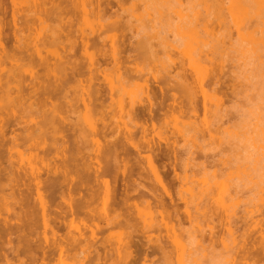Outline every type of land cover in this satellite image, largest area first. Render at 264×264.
Instances as JSON below:
<instances>
[{
    "label": "rangeland",
    "instance_id": "rangeland-1",
    "mask_svg": "<svg viewBox=\"0 0 264 264\" xmlns=\"http://www.w3.org/2000/svg\"><path fill=\"white\" fill-rule=\"evenodd\" d=\"M65 1L0 0V264L31 262V252L40 262L43 248L49 264H95L98 253L119 261L133 239L165 245L148 264H264V0ZM114 50L136 60L121 68ZM76 63L83 73L73 78ZM182 65L192 89L175 92ZM165 75L166 103L173 93L184 105L195 98L196 114L190 104L183 115L170 110L143 136L130 115L150 120L146 86L160 101L154 77ZM144 138L156 144L174 204L153 180Z\"/></svg>",
    "mask_w": 264,
    "mask_h": 264
},
{
    "label": "bare ground",
    "instance_id": "bare-ground-1",
    "mask_svg": "<svg viewBox=\"0 0 264 264\" xmlns=\"http://www.w3.org/2000/svg\"><path fill=\"white\" fill-rule=\"evenodd\" d=\"M4 1V0H3ZM56 1V0H55ZM58 1V0H57ZM67 1V0H66ZM65 1V2H66ZM105 1V0H104ZM124 1V0H123ZM42 2V1H41ZM109 2H110V0H109ZM43 3H45V2H43ZM42 3V4H43ZM60 3H62V4H64V2H60ZM101 3H102V1L100 0V2H99V7H101ZM104 3V2H103ZM102 3V4H103ZM228 3V2H227ZM5 4V3H4ZM52 4V3H51ZM53 4H54V2H53ZM55 4H56V2H55ZM67 4V3H66ZM110 4H111V2H110ZM217 5V4H216ZM45 6V5H44ZM53 6V5H52ZM55 6V5H54ZM53 6V7H54ZM58 6V5H57ZM56 6V7H57ZM105 6V5H104ZM59 7L60 6H58V9H59ZM68 7H69V5H68ZM213 7V6H212ZM56 9V8H55ZM155 9V8H154ZM68 10V9H67ZM70 11H71V9H69ZM100 10V12L101 11H104V9H102V8H100L99 9ZM75 11V10H74ZM216 11V10H215ZM5 12V11H4ZM99 12V11H98ZM0 13H1V11H0ZM28 13V12H27ZM26 13V14H27ZM69 13V12H68ZM73 13V12H72ZM80 13V12H79ZM79 13H78V15H79ZM102 13V12H101ZM56 14V13H55ZM172 14V13H171ZM4 15V14H3ZM3 15H2V17H3ZM25 15V14H24ZM99 15H100V13H99ZM102 15V14H101ZM100 15V16H101ZM5 16V15H4ZM8 16H10V15H8ZM107 16V15H106ZM0 17H1V15H0ZM64 17V16H63ZM22 18V17H21ZM32 18V17H31ZM28 19V18H27ZM80 19V18H79ZM8 20V19H7ZM6 20V21H7ZM24 20V19H23ZM23 20H22V22H23ZM32 20V19H31ZM74 20V19H73ZM73 20L72 19H70L69 21H68V23H70V24H72L73 23ZM1 21V20H0ZM21 21V20H20ZM24 21H26V20H24ZM106 21V20H105ZM28 22V21H27ZM107 22V21H106ZM9 23H10V21H9ZM12 23V22H11ZM75 23V22H74ZM121 23V22H120ZM22 24V23H21ZM26 24V23H25ZM108 24V23H107ZM115 25H118V23H114ZM121 25H123V24H121ZM30 26V25H29ZM66 26V25H65ZM72 26V25H71ZM75 26V25H74ZM105 26V25H104ZM11 27V26H10ZM72 28V27H71ZM106 28V27H105ZM23 29H25V28H23ZM57 31V30H56ZM107 31V30H106ZM4 32V31H3ZM20 32V31H19ZM103 33V32H102ZM58 34V33H57ZM18 35V34H17ZM20 35V34H19ZM22 35H23V33H22ZM126 35V34H125ZM50 36V35H49ZM54 36V35H53ZM94 36H96V35H94ZM143 36V35H142ZM10 37H11V35H10ZM89 37V36H88ZM92 37V36H91ZM113 37V36H112ZM144 37V36H143ZM6 38V37H5ZM35 38V37H34ZM99 38V37H98ZM110 38V37H109ZM145 38V37H144ZM12 39V38H11ZM77 39V38H76ZM124 39H125V37H124ZM135 39V38H134ZM77 40H79V38L77 39ZM114 40V39H113ZM112 40V42H114ZM126 40V39H125ZM21 41V40H20ZM53 41H54V38H53ZM96 41H97V39H96ZM105 41H106V39H105ZM124 41V40H123ZM25 42V41H24ZM50 42V41H49ZM57 42V41H56ZM79 42V41H78ZM111 42V41H110ZM111 42V43H112ZM116 42V41H115ZM125 42V41H124ZM150 42V41H149ZM82 43H83V45H86V46H89L90 45V40H89V38L88 39H82ZM96 43H98L99 44V42H95V39H94V41H93V43H92V45L91 46H94ZM138 43H140V42H138ZM152 43V42H151ZM79 44H80V42H79ZM94 44V45H93ZM97 44V45H98ZM147 44H148V42H147ZM64 45V44H63ZM120 45H121V43H120ZM69 46V45H68ZM90 46V47H91ZM149 46V45H148ZM153 46V45H152ZM79 47H80V45H79ZM112 47V46H111ZM132 47H135V45L134 46H132ZM126 48V47H125ZM124 48H122V50H123ZM138 49V48H137ZM112 50V49H111ZM121 50V51H122ZM127 50V49H126ZM129 50V49H128ZM134 51H130V53L131 52H135L136 51V48H134L133 49ZM149 50V48L147 49V51ZM24 51V50H23ZM140 51V50H139ZM154 51V50H153ZM152 51V49H151V52H153ZM22 52V51H21ZM38 52V54L40 55V52L39 51H37ZM66 52V51H65ZM8 53H9V51H8ZM8 53H7V51H6V54H5V56H6V60L9 58H7V55H8ZM23 53V52H22ZM26 53V52H25ZM77 53V51L75 52V54ZM122 53L124 54V53H126V51L124 52V51H122V52H119V51H117V50H114V52H113V56H114V58H115V61L117 62V64L122 68L123 66H124V64L125 63H127L128 61H133V59L135 58V60H136V56H134V55H128V56H126V58H124V59H126L127 60V62H125L124 63V61L125 60H122L123 59V55H122ZM138 53V52H137ZM136 53V54H137ZM145 53H146V51H145ZM209 53V52H208ZM208 53H204L203 54V56L205 55L206 57H208L209 58V56L208 55H210V54H208ZM74 54V53H73ZM74 54V55H75ZM109 54V53H108ZM132 54V53H131ZM135 54V55H136ZM60 55V54H59ZM138 55H139V53H138ZM34 56V55H33ZM68 55H66L65 56V58L67 57ZM141 56V55H140ZM261 56V55H260ZM16 57V56H15ZM46 57V56H45ZM62 57V56H61ZM60 57V58H61ZM64 57V56H63ZM108 57V56H107ZM142 57V56H141ZM155 57V56H154ZM14 58V57H13ZM28 58V57H27ZM64 58V59H65ZM68 58V57H67ZM76 58H78L77 56H76ZM82 58V57H81ZM139 58V57H138ZM137 58V59H138ZM149 58V57H148ZM3 59V58H2ZM45 59V58H44ZM145 59H146V57H145ZM186 59V58H185ZM25 60V59H24ZM46 60H47V58H46ZM56 60V59H55ZM54 60V61H55ZM73 60H75V59H73ZM102 60V59H101ZM182 60H184V59H182ZM67 61H68V59H67ZM69 61H70V58H69ZM102 61H104V60H102ZM185 61V60H184ZM48 62V61H47ZM76 62V61H75ZM108 62V61H107ZM186 62V61H185ZM2 63V62H1ZM58 63H59V61H58ZM60 63H61V61H60ZM62 63H65V60L64 61H62ZM67 64H69L70 65V62H66ZM66 63H65V65H66ZM74 63V62H73ZM129 63V62H128ZM184 63V62H183ZM48 64V63H47ZM56 64V63H55ZM71 64H72V61H71ZM82 64H84V63H82ZM81 64V65H82ZM104 64V63H103ZM49 65V64H48ZM63 65V64H62ZM80 65V63L79 64H75V65H71V69L70 68H68L67 70H72V72L70 73V74H72V77L74 78L75 76L76 77H79V76H81V73H83V72H81L80 73V71H79V66H81ZM94 62H91V64H90V70L91 71H93L94 70ZM126 65V64H125ZM47 66V65H46ZM64 66V65H63ZM63 66L62 67H60L59 66V72H61V71H63V74H64V70L65 69H62L63 68ZM67 66V65H66ZM184 65H182L181 67H180V71H181V73L178 71V74L176 73L175 74V79H176V77H177V80H174L175 82H174V84L176 83V81L178 82V83H176L175 85L176 86H178V88L175 86V85H171L170 86V88L169 89H171L172 88V90H174V88H175V92H177V90H178V92H179V88H180V90H181V87L180 86H186V88L187 87H189L190 85L188 84V81H189V79L188 78H191L189 75H188V72H187V69H185L184 67H183ZM48 67V66H47ZM70 67V66H69ZM88 67V66H87ZM126 67V69H128V67L127 66H125ZM65 68V67H64ZM67 68V67H66ZM81 68V67H80ZM83 68V67H82ZM81 68V69H82ZM146 68V67H145ZM60 69H62L61 71H60ZM88 69V68H87ZM191 69V68H190ZM54 70H56V69H54ZM129 70V69H128ZM50 71H51V69H50ZM57 71V70H56ZM55 71V76L57 77V74L59 73H57ZM83 71V70H82ZM125 71V70H124ZM52 72V71H51ZM48 74H49V72H48ZM52 74V73H51ZM87 74V73H86ZM50 75V74H49ZM59 75V74H58ZM60 75H62V72H61V74ZM68 76L66 77V75H62V76H65V78H70V75L69 74H67ZM94 76H95V73L93 74ZM177 75V76H176ZM190 75H191V73H190ZM193 75H194V73H193ZM55 76H54V78H55ZM49 77V76H48ZM129 77V76H128ZM59 78V77H58ZM83 78V77H82ZM173 79H174V76L172 77ZM43 79V78H42ZM57 79V78H56ZM60 79V78H59ZM58 79V80H59ZM64 79V78H63ZM68 79H66L67 80V82H66V80H64L65 82L63 83V84H65V83H68L69 81H68ZM71 79V78H70ZM77 79V78H76ZM188 79V80H187ZM192 79V78H191ZM47 80V79H46ZM57 80V81H58ZM95 80V79H94ZM96 80H97V78H96ZM170 80H171V78H170ZM170 80L168 81V77H167V75H165V76H163V77H161V78H157V77H154V82L155 83H157V84H159V87H160V89H161V91H162V95H163V97H162V99L160 100L159 98V100L160 101H158V100H156V94L157 93H159V92H157L156 91V89H155V91H153V89H152V85H147L146 87H147V91H146V103H147V106L149 107V112H150V120L149 119H147V118H144V119H141V117H140V115L138 114V113H136V112H134V113H132L130 116L132 117V119L134 120V123H135V125H136V127H138V128H140V130L142 131V133H143V136H146L149 132H152V131H154L155 130V127L157 126V120H159V121H162V120H164V119H166L167 117H169L170 115L171 116H174V114H175V112H176V114H178V112H179V114H180V112H181V110H182V112H186V108L185 109H183V106H187V107H191L192 108V111H193V113L194 114H196V110H197V105H196V100H194V99H188V100H186L187 98H190V97H187L185 100L186 101H190V103H187L188 105L190 104L191 106H188V105H184V102H183V100L176 94V93H173L172 94V96H171V102L169 103V104H167L166 103V100L168 99V95L169 94H167L168 93V90H166L167 91V93H166V91L164 92V90H165V88L163 87V86H161V84L162 83H165V84H167L168 82H170ZM182 80V81H181ZM173 81V80H172ZM182 82V85H181V82ZM197 82L198 83V85H197V87H198V89L200 88L201 89V91L204 89V87H205V85H204V80H203V78L202 77H199L198 76V74H196V77H193V82ZM55 82H56V80H55ZM59 82V81H58ZM58 82H56V83H58ZM73 82V81H72ZM185 82V83H184ZM192 82V81H191ZM195 82H194V84H195ZM55 83V84H56ZM107 83H109V82H107ZM190 83V82H189ZM53 84V83H52ZM69 84V83H68ZM81 84V83H80ZM93 84H94V82H93ZM102 84V83H101ZM171 84V83H170ZM206 84V83H205ZM208 84V83H207ZM223 84V83H222ZM49 85V84H48ZM95 85V84H94ZM94 85H92V86H94ZM193 85V84H192ZM62 87H63V85H61ZM91 86V87H92ZM184 86H183V90H187V89H184ZM194 86V85H193ZM50 87H52V86H50ZM53 87H55V85L53 86ZM60 87V85L58 86V87H56L57 89H56V91L58 92V88ZM91 87H90V89H91ZM174 87V88H173ZM191 87V86H190ZM189 87V89L188 90H190V89H192V87L190 88ZM95 88V87H94ZM93 88V90L92 91H94L95 90V92L96 91H100L101 89H94ZM104 88V87H103ZM224 88V87H223ZM48 89V87L46 88V86H45V90H47ZM66 89V88H65ZM199 89V90H200ZM222 89V88H221ZM50 90V88L48 89V91ZM51 90H53V88H51ZM51 90H50V92H51ZM157 90H158V88H157ZM195 90V89H194ZM91 91V90H90ZM91 91V92H92ZM98 91V92H99ZM191 91V90H190ZM196 91H197V89H196ZM200 91V92H201ZM205 90H203L202 92H204ZM47 92V91H46ZM53 92V91H52ZM51 92V93H52ZM74 92V91H73ZM101 92H103V91H101ZM185 92H187V91H185ZM39 93V92H38ZM56 93V92H55ZM54 93V94H55ZM59 93V92H58ZM94 93V92H93ZM156 93V94H155ZM165 93L167 94L166 96H165ZM188 93H191V92H189L188 91ZM197 93V92H196ZM195 93V94H196ZM221 93H223V92H221ZM46 94V93H45ZM47 94H49L50 95V93L49 92H47ZM46 94V95H47ZM53 94V93H52ZM57 94V93H56ZM90 94V93H89ZM94 94H96V93H94ZM198 94V93H197ZM104 95H105V93H104ZM191 97H193L192 95H194V94H189ZM29 96V95H28ZM52 96V95H51ZM92 96V95H91ZM90 96V97H91ZM94 96V95H93ZM159 97H160V95H158ZM183 96V95H182ZM60 97V96H59ZM94 98H96V97H94ZM99 99V98H98ZM97 99V100H98ZM58 100V99H57ZM128 101V100H127ZM62 102V101H61ZM66 104V103H65ZM64 104V105H65ZM95 104V103H94ZM93 104V105H94ZM28 105V104H27ZM62 105V104H61ZM81 105V104H80ZM97 105H98V103H97ZM96 105V106H97ZM142 105H145V103L144 104H142ZM166 105H167V107H168V109H167V111L165 112V113H163V115H162V112L161 111H163V109L166 107ZM57 106V105H56ZM78 106V105H77ZM92 106V105H91ZM99 107H100V104L98 105ZM31 107V106H30ZM37 107V106H36ZM81 107V106H80ZM119 107V106H118ZM135 107H136V105H135ZM63 108V107H62ZM121 108V107H120ZM144 108H145V106H144ZM204 108V107H203ZM56 109V108H55ZM141 109V108H140ZM140 109H139V111H140ZM37 110V109H36ZM71 110H72V108H71ZM170 110H173L174 111V114L172 115V114H168V111H170ZM177 110H178V112H177ZM183 110H185V111H183ZM203 111H204V109H202ZM38 112V111H37ZM156 112L157 113H159V114H156ZM172 112V111H171ZM181 112V113H182ZM184 113H182V115L184 114ZM144 114H145V112H144ZM162 115V117L160 118L159 117V115ZM147 115V114H146ZM169 115V116H168ZM181 115V114H180ZM170 116V117H171ZM51 117V116H50ZM53 117V116H52ZM203 117H204V115H203ZM168 119V118H167ZM47 121V120H46ZM150 121V122H149ZM165 121V120H164ZM164 121H162V122H164ZM159 124H161V123H159ZM72 127V126H71ZM63 128V127H62ZM117 129V128H116ZM207 129V128H206ZM5 131V130H4ZM8 131V130H7ZM101 131H102V128H101ZM137 131V130H136ZM207 131V130H206ZM44 133V132H43ZM54 133H55V131H54ZM99 133H100V130H99ZM135 133H138V131L137 132H135ZM207 133V132H206ZM115 135V134H114ZM137 135V134H136ZM138 137V136H137ZM68 138V137H67ZM100 138H102V137H100ZM134 138V137H133ZM61 139V138H60ZM68 140H70L69 138H68ZM57 142V141H56ZM128 142L132 145V147L138 152V154L139 155H141L142 154V148H140L138 145H136V144H134L133 142H132V135H130V137L128 138ZM144 142L147 144V146H148V148H149V153L147 154V155H144V157H145V159H146V161H147V163H148V165H149V167H150V170L153 172V175H154V177H155V179H153V180H157V182L163 187V189H164V192H165V195L170 199V201H171V204H174V199H173V196H172V194H171V192H170V190H169V188H168V185L170 184V183H166L165 182V180H164V178L162 177V171H161V169L157 166V163H159L160 161V159L158 160V153H156L155 152V143L153 142V140L152 139H148V138H144ZM81 143V142H80ZM172 143V142H171ZM115 144V143H114ZM117 147V146H116ZM75 148V147H74ZM36 150V149H35ZM47 150V149H46ZM68 150L69 149H67V152H68ZM73 150V149H72ZM177 150V149H176ZM70 151V150H69ZM104 151V150H103ZM126 151H128V150H126ZM158 151V150H157ZM169 151V150H168ZM45 152V151H44ZM111 152H113L114 153V151H111ZM131 152V151H130ZM85 153V152H84ZM87 153V152H86ZM104 153V152H103ZM121 153V152H120ZM112 154V153H111ZM123 154V153H122ZM127 154V153H126ZM74 155V154H73ZM107 156V155H106ZM163 156V155H162ZM74 157V156H73ZM108 157V156H107ZM4 158V157H3ZM72 158V157H71ZM80 158V157H79ZM160 158H161V156H160ZM2 159V158H1ZM110 159V158H109ZM72 160H73V158H72ZM71 160V161H72ZM2 161V160H1ZM78 161H79V159H78ZM82 161V160H81ZM108 161V160H107ZM159 161V162H158ZM109 162V161H108ZM112 162V161H111ZM82 164V163H81ZM123 164H124V171H126V167H127V162H125V160H123ZM109 165H111V163L109 164ZM114 165V164H113ZM179 165V164H178ZM14 166V165H13ZM107 166V165H106ZM208 166V165H207ZM12 167V166H11ZM113 167V166H112ZM15 168V167H14ZM111 168V167H110ZM118 168V167H117ZM162 168V167H161ZM104 169H105V167H104ZM81 170H83L82 168H81ZM174 170L176 171V168L174 167ZM163 172H165V171H163ZM92 175V174H91ZM131 175H133L132 173H131ZM131 175H129L130 177H131ZM142 175V174H141ZM175 175V174H174ZM22 176V175H21ZM100 176V175H99ZM143 176H145V175H143ZM142 176V177H143ZM175 176H177L178 178H179V175H178V173L176 172V175ZM86 177V176H85ZM90 177V176H89ZM88 178V177H87ZM139 178V177H138ZM180 178H181V176H180ZM83 179V178H82ZM54 180H55V178H54ZM85 180H87V179H85ZM17 181V180H16ZM141 181V180H140ZM128 182V181H127ZM140 183V182H139ZM46 184V183H45ZM44 184V185H45ZM51 184L53 185V183L51 182ZM171 184H173V183H171ZM171 184H170V186H171ZM43 185V186H44ZM86 185V184H85ZM132 187V186H131ZM134 187V186H133ZM173 188V187H172ZM54 189V188H53ZM29 190H30V188H29ZM85 190V189H84ZM142 190V189H141ZM54 192V191H53ZM130 192V191H129ZM138 192H140V191H138ZM74 193V192H73ZM31 194V193H30ZM146 194V193H145ZM92 195V194H91ZM94 195V194H93ZM96 196V195H95ZM125 196H126V194H125ZM127 196H129V197H131L130 195H127ZM127 196H126V198H127ZM143 196H145L144 194H143ZM148 196V195H147ZM89 197V196H88ZM90 197H92V196H90ZM94 197V196H93ZM142 197V196H141ZM85 198V197H84ZM130 199V198H129ZM160 202H163V197L162 196H159L158 198H157ZM81 200H82V198H81ZM85 200V199H84ZM86 200H88V199H86ZM127 200V199H126ZM75 201V200H74ZM78 202V201H77ZM113 202V201H112ZM76 203V202H75ZM79 203V202H78ZM78 203H76L77 205H78ZM169 205V204H168ZM221 205V204H220ZM226 205H228V204H222L221 206L223 207V208H227V206ZM44 206V205H43ZM114 206H116V205H114ZM82 207V206H81ZM161 207V206H160ZM221 207V208H222ZM117 209V208H116ZM220 210V209H219ZM80 211V210H79ZM162 212V211H161ZM71 213H72V215H75V214H77L78 213V211H77V209L75 208V210L73 209V210H71ZM163 213H164V211H163ZM166 213V212H165ZM172 212H167V215L165 216V217H163V218H172V215L173 214H171ZM177 213V212H176ZM175 212H174V215L176 214ZM222 214V213H221ZM67 215H70V214H67ZM120 215V214H119ZM178 216V215H177ZM177 216H176V218H177ZM76 218V217H75ZM173 218H174V216H173ZM178 218H179V216H178ZM177 218V221L179 220ZM105 219V218H104ZM123 220V219H122ZM166 220H172V219H166ZM165 219H164V221L163 220H161V222L163 223V222H165V223H163V224H165L164 226L168 229V228H170L169 227V223L166 221ZM181 221V220H180ZM179 221V222H180ZM170 222V221H169ZM122 223V222H121ZM181 223V222H180ZM168 224V225H167ZM62 229V228H61ZM111 229V228H110ZM139 238V237H138ZM137 238V239H138ZM140 239V238H139ZM134 240V239H133ZM132 240V241H133ZM128 241V242H125V243H123V244H121L120 245V247L118 248V251H119V255H120V257L118 258V260L119 261H116V260H114V259H110V256H108V255H105V256H102L101 254H97V260H96V263L95 264H109V261H111V262H113V263H111V264H138V262H140L142 259H143V261L141 262V264H148L149 262H150V260H151V258H150V254L151 255H153L154 253H163L164 254V252L166 251V249H165V245H162L161 243H156V244H154V245H140V242H137V241ZM80 242V241H79ZM55 243H57L56 241H55ZM142 243V242H141ZM70 244V243H69ZM56 246V245H55ZM83 246V245H82ZM67 246L66 245H60V247L58 248L59 249V259L61 258V257H63L64 256V254L66 253V251H67V248H66ZM76 248V247H75ZM78 248V247H77ZM25 249H27V248H25ZM164 249H165V251H164ZM31 250V249H30ZM54 250V249H53ZM52 250V251H53ZM57 250V249H56ZM49 251H50V249H48L47 248V250H46V248H43V253H44V257L41 259V261L39 262L38 261V257H37V255H35L33 252H31L33 255H32V257H30V261L31 262H26L25 260H28V258H29V256L27 257V259H25L24 261H23V259H22V261H21V264H49V262H50V260L52 259V258H50V253H49ZM54 252V251H53ZM52 252V253H53ZM47 253H49V254H47ZM97 253V252H96ZM250 253V252H249ZM253 253V252H252ZM79 255V254H78ZM31 256V255H30ZM253 256V255H252ZM32 258V259H31ZM75 258V257H74ZM112 258V257H111ZM58 259V260H59ZM90 260V259H89ZM92 260V259H91ZM90 260V261H91ZM113 260V261H112ZM29 261V260H28ZM114 261H116V263H114ZM60 262V261H59ZM91 264H93V263H91Z\"/></svg>",
    "mask_w": 264,
    "mask_h": 264
}]
</instances>
